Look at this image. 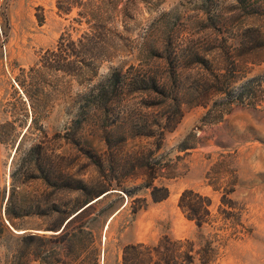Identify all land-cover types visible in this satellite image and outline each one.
<instances>
[{
  "label": "rangeland",
  "instance_id": "obj_1",
  "mask_svg": "<svg viewBox=\"0 0 264 264\" xmlns=\"http://www.w3.org/2000/svg\"><path fill=\"white\" fill-rule=\"evenodd\" d=\"M254 6L255 0H0V214L11 173L32 168L45 144L68 155L84 177L122 182L132 192L102 226L98 264H264V45H231L226 53L215 46L217 19L228 32L264 28ZM109 66L128 80L173 82L179 111L168 99L172 92L164 105L151 106L152 93L129 86L103 119L81 113ZM216 66L251 79L256 97L237 84L216 100ZM84 119L86 143L104 155V169L79 151L74 134ZM154 123L161 126L154 136L138 137ZM148 181L166 187V198L151 201ZM42 189L27 179L16 203L28 196L25 204H34ZM184 190L209 199L208 223L198 227L186 218L178 206ZM26 206L11 234L0 237V264L22 253L25 264L64 259L63 251H45L57 243L20 237L56 233L38 213L28 216L34 210ZM139 243L150 256L123 253Z\"/></svg>",
  "mask_w": 264,
  "mask_h": 264
},
{
  "label": "trees",
  "instance_id": "obj_2",
  "mask_svg": "<svg viewBox=\"0 0 264 264\" xmlns=\"http://www.w3.org/2000/svg\"><path fill=\"white\" fill-rule=\"evenodd\" d=\"M254 7V14L264 22V0H255ZM216 22L215 46L222 52L226 53V49L231 45L245 46L255 43L264 45V28L243 26L242 29L228 32L227 30H223L225 27L223 20L217 19ZM224 70L225 67L223 66L215 67L216 100L222 99L220 94L224 92V89L232 88L237 84L252 92L251 97H256L255 93L257 90H251L249 86L252 83L251 79L245 77V75L243 76V74L236 75L233 72L226 75ZM136 76L130 77L128 80L126 74L122 73L119 67L111 68L104 81L91 89L86 105L78 107L80 108V112L89 114L91 117L96 116L98 119H103L106 114L113 113L115 108L118 107V103L125 94L124 90L129 86L132 87V91L140 94L152 93L157 100L152 102L151 106L164 105L167 96L175 90L173 82H169L160 76ZM259 82L260 80H257V85H259ZM168 99L173 109L178 112L182 100L175 96V91ZM237 99L240 101L242 96H238ZM116 113L118 115L120 110ZM87 124L86 119L80 122L74 134L76 141L81 144L79 151L82 157L88 159L96 169L100 167L104 169V155L98 153L99 149L94 148L90 142L86 143L84 128ZM115 128L116 125L111 126L106 131L109 135L108 137L113 135L112 132ZM156 129H161L160 124L154 123L153 130H149L147 133L141 132L138 137L154 136ZM107 139L104 136L99 137L104 146L107 145L111 148L112 145L111 147L108 145ZM120 140L125 141L126 138ZM113 148L110 149V154H114L117 151ZM180 148L185 149L187 146L181 145ZM38 154V160L33 164L32 168L22 169L21 167L23 166L21 165L20 169L18 168L19 172L17 171L15 174L11 173V182L6 196L4 212L0 214V237L4 234H11L10 227L15 228L17 226L13 222V219L17 217L19 208L27 205L26 207L29 210H34L29 211L28 216L38 213L47 219L46 227L53 229L56 233L49 234L48 236L26 233L20 236L23 240L28 242L37 240L44 247L47 244L57 243V250L52 249L48 251L45 248L48 256L63 251L64 259H56L55 264H98L102 226L106 219L109 218L108 221H110L114 217L122 205L123 198L131 197L132 192L122 182L84 177L82 172L76 169L73 170L68 155H65L64 152L54 153V150H51L45 144L39 147ZM91 156L95 158L92 159L90 158ZM32 171H36L37 173L30 175ZM29 178L40 182L43 188L40 193V199L34 202V204L32 202L25 204V201H29L30 199L28 196H24L22 202L16 203L17 197L15 199V195L20 192L25 181ZM143 186L150 188L148 195L151 201H160L167 196V189L164 186H151L149 181ZM109 189H115V191L105 193L99 199L80 209L60 228L68 215L94 196ZM112 196H114L113 199H111ZM209 203L208 198L192 193L190 190L182 191L178 198L179 208L185 213L186 218L193 220L198 227L204 223H208L209 211L207 207ZM138 207L134 208V210L138 209ZM82 242H85L86 245L81 250L84 251V256L80 258L81 251L78 250V246ZM130 249L136 253L141 251L147 257L150 256L152 251L148 246H143L139 243L125 247L123 253ZM25 260H27V257L22 253L18 255L17 261L13 264H25Z\"/></svg>",
  "mask_w": 264,
  "mask_h": 264
},
{
  "label": "water",
  "instance_id": "obj_3",
  "mask_svg": "<svg viewBox=\"0 0 264 264\" xmlns=\"http://www.w3.org/2000/svg\"><path fill=\"white\" fill-rule=\"evenodd\" d=\"M112 191H114V190H105V191L99 193L98 195L94 196L92 199H90V200L87 201L86 203H84L81 207H79L78 209H76L73 213H71L70 215H68V216L64 219V221H63L62 225L60 226V228L63 226V224H64L67 220H69V219L72 217V215H74L75 213H77L80 209H82L83 207H85V206L88 205L89 203H92L93 201L99 199V198H100L101 196H103L105 193L112 192Z\"/></svg>",
  "mask_w": 264,
  "mask_h": 264
}]
</instances>
